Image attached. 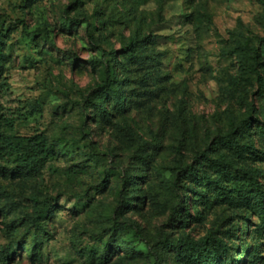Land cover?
<instances>
[{"label":"rangeland","instance_id":"obj_1","mask_svg":"<svg viewBox=\"0 0 264 264\" xmlns=\"http://www.w3.org/2000/svg\"><path fill=\"white\" fill-rule=\"evenodd\" d=\"M0 43L15 131L64 140L0 173V264H264V0H0Z\"/></svg>","mask_w":264,"mask_h":264},{"label":"trees","instance_id":"obj_2","mask_svg":"<svg viewBox=\"0 0 264 264\" xmlns=\"http://www.w3.org/2000/svg\"><path fill=\"white\" fill-rule=\"evenodd\" d=\"M151 39V37L143 40H137L134 38L127 44L126 49L128 51L135 50L139 43L148 42ZM130 59H132V57ZM7 62V55L2 50V45L0 43V173L11 174L12 176H21L23 173H34L42 168L48 160L56 156L58 152V145L64 140L63 138L51 140L43 133L21 135L15 131V121L20 118L14 116V114L9 111L2 101L4 94L10 90V84L7 78ZM256 71L259 75L258 77L260 81H263L264 77L261 75V72L259 70ZM115 85L116 76L113 77L110 71H108L106 79L103 84L99 86L98 94L101 95L100 97H104L105 99L112 98L115 105L119 109H123L122 107L124 105L125 98L123 94L124 91L123 88ZM98 106L102 108L103 103ZM234 133L235 132L232 131L228 134L229 143L233 144L236 149H239V143L232 139ZM193 171V167L188 168L189 173H193ZM205 178L210 180V177L207 174H205ZM249 178L251 183H248L247 185V194L255 203L256 212L264 223V190L253 174H249ZM212 183L220 189L226 191L225 186L220 180H212ZM127 185L128 184L125 182L124 186L127 187ZM181 209H183V202L177 207V211ZM194 246L197 251V259L200 261L206 260L208 255L212 253V250H210L207 246V241L205 243L204 241L197 242ZM218 248L226 249L225 244L222 242H219ZM231 264L237 263L232 262Z\"/></svg>","mask_w":264,"mask_h":264}]
</instances>
